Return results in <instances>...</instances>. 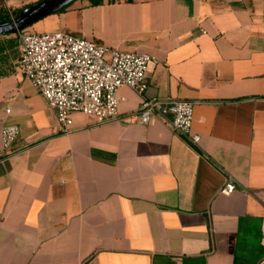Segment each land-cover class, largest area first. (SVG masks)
Segmentation results:
<instances>
[{
  "label": "crops",
  "instance_id": "crops-1",
  "mask_svg": "<svg viewBox=\"0 0 264 264\" xmlns=\"http://www.w3.org/2000/svg\"><path fill=\"white\" fill-rule=\"evenodd\" d=\"M26 30L149 55L143 98L191 101L200 140L140 123L126 86L129 121L61 133L0 35V264H264V0H77Z\"/></svg>",
  "mask_w": 264,
  "mask_h": 264
},
{
  "label": "built area",
  "instance_id": "built-area-1",
  "mask_svg": "<svg viewBox=\"0 0 264 264\" xmlns=\"http://www.w3.org/2000/svg\"><path fill=\"white\" fill-rule=\"evenodd\" d=\"M36 1L24 0L20 5ZM16 9L8 0H0V15L11 19ZM18 34L17 69L53 109L61 133L71 130L74 113L94 117L98 123L113 119L129 121L133 115L120 117L117 111V91L126 86L142 97L141 109L135 115L140 123L164 120L185 143L198 144L200 137L192 131L191 101L143 98L145 75L152 62L149 55L110 48L62 31L37 33L25 29ZM17 135L16 125L2 126L3 147L9 149ZM234 188V183L227 180L220 192L230 194Z\"/></svg>",
  "mask_w": 264,
  "mask_h": 264
},
{
  "label": "water",
  "instance_id": "water-1",
  "mask_svg": "<svg viewBox=\"0 0 264 264\" xmlns=\"http://www.w3.org/2000/svg\"><path fill=\"white\" fill-rule=\"evenodd\" d=\"M77 0H38L20 9L11 19L0 21V35L17 34L43 18L59 13Z\"/></svg>",
  "mask_w": 264,
  "mask_h": 264
},
{
  "label": "trees",
  "instance_id": "trees-1",
  "mask_svg": "<svg viewBox=\"0 0 264 264\" xmlns=\"http://www.w3.org/2000/svg\"><path fill=\"white\" fill-rule=\"evenodd\" d=\"M91 1V3L92 4H99V3H101L102 2V0H90ZM129 1V0H128ZM31 3H29V4H26V5H24L22 8H24V7H26V6H28V5H30ZM71 5V4H70ZM69 6V5H68ZM68 6H66L65 8H67ZM21 8V9H22ZM65 8H63L60 12H62ZM20 11V9H17L16 11H15V15L18 13ZM4 20H9V18L8 17H6V16H3V15H0V21H4Z\"/></svg>",
  "mask_w": 264,
  "mask_h": 264
},
{
  "label": "rangeland",
  "instance_id": "rangeland-1",
  "mask_svg": "<svg viewBox=\"0 0 264 264\" xmlns=\"http://www.w3.org/2000/svg\"><path fill=\"white\" fill-rule=\"evenodd\" d=\"M22 1H24V0H8V2L9 3H11V4H14V3H20L21 4V2ZM21 6V5H20ZM23 6H21L19 9H21ZM17 10V9H16ZM38 33V32H37Z\"/></svg>",
  "mask_w": 264,
  "mask_h": 264
}]
</instances>
